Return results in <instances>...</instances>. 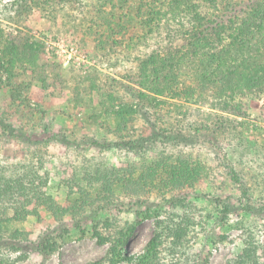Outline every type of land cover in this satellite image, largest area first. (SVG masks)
I'll return each mask as SVG.
<instances>
[{"label": "rangeland", "instance_id": "1", "mask_svg": "<svg viewBox=\"0 0 264 264\" xmlns=\"http://www.w3.org/2000/svg\"><path fill=\"white\" fill-rule=\"evenodd\" d=\"M255 1L0 0V67L14 82L0 84V165L42 186L21 192L3 233L47 232L58 243L18 264L103 259L113 241L99 242L93 228L106 218L117 221L101 229L111 239L136 223L122 249L140 254L155 229L140 212L169 197L181 203L160 216L189 219L190 256L227 264L249 248L264 263V30L251 19L242 31ZM129 7L146 21L156 13L150 25L122 27ZM198 26L208 38L194 47ZM150 56L159 58L144 63ZM167 56L175 59L161 69ZM102 92L133 114L103 103ZM154 132L138 149L93 143Z\"/></svg>", "mask_w": 264, "mask_h": 264}, {"label": "trees", "instance_id": "2", "mask_svg": "<svg viewBox=\"0 0 264 264\" xmlns=\"http://www.w3.org/2000/svg\"><path fill=\"white\" fill-rule=\"evenodd\" d=\"M63 2H73L75 0H62ZM42 4V2L40 3ZM75 4V3H74ZM141 8V7H140ZM156 12L150 13V18L146 21L144 20V13L142 10L136 9V13H133L132 10L129 7V15L127 13H124V15H121L118 19L121 20L122 25H124V21L129 22V28L132 26L135 28L136 26L144 25H150V22L153 18V15ZM158 13V12H157ZM135 14V15H134ZM140 14H142V19H140ZM112 18V17H111ZM110 18V19H111ZM115 19V18H114ZM255 19L256 20V26L259 29L264 30V0H257L254 2L251 11L249 12L247 19L245 20V23L243 25V32L245 33L248 31L251 27L250 20ZM110 27L112 26V22H109ZM102 26V24H100ZM122 27H128L127 25H124ZM143 27V28H144ZM201 27L198 26L196 31L194 32V42L193 46L197 47L202 41H207V36L204 35ZM112 29V28H111ZM125 33V32H124ZM90 35V34H89ZM214 36H218L219 34L217 31L213 34ZM91 36V35H90ZM136 39V37L129 38L130 41ZM237 41V40H235ZM124 43V40L121 41ZM116 43V42H114ZM197 45V46H195ZM159 58V56H150L147 57V60L151 64L154 63V61ZM175 59V57H166L161 61V69L166 68L167 65L164 63L170 62L171 60ZM160 64V62H159ZM259 67V65L257 66ZM5 69L4 66L0 67V84L6 83L3 79L2 70ZM165 70V69H164ZM262 74L264 75V67L261 69ZM203 75L207 74V71L202 72ZM161 78L157 75V78H155L154 82H158V80ZM164 79V76L161 78ZM8 85L14 86V82L10 79L7 81ZM6 83V84H7ZM152 83V82H151ZM147 88L149 89V85L146 84ZM154 85L150 84L151 88ZM153 93H159L162 94L165 92V89L162 87H156L155 89L151 90ZM105 92H102V96L104 98L103 103H107L109 106H115L117 103L120 107L123 108V111H119L120 115H127V110L129 112V115L133 112L129 110V107H127L126 102L121 99L119 95H113L110 97V95H106ZM116 102V103H115ZM115 103V104H114ZM122 110V109H121ZM125 110V111H124ZM117 123L116 126L120 129H124L125 120H123L122 117L118 116L116 117ZM128 119V118H127ZM158 135L157 132L152 133V135L144 137L140 136L135 139H124L119 141L118 143H115L113 141L107 142V143H101L99 141H94L93 143L97 146H106L111 147V144H119V146H123L130 149H138L141 148L142 141L145 140H152L154 137ZM188 170L187 165L184 166L183 169L179 170V172L182 174H185V172ZM238 180V178L236 177ZM42 186L38 185L35 182V179L33 178V175L30 173H26L23 171H14L13 173H9V171L6 170V166L1 168L0 165V264H18V262H21L23 260H26L27 254L30 250L36 251L44 256H48L53 251L56 250V245L58 244L56 239L47 232H44L38 240H31L26 237H9L3 233V228L5 227V223L9 222L11 220L9 213L11 210H14V212H18L19 208L18 206L20 202V194L21 192H24L28 196L32 194V191L37 192L41 189ZM244 193H246V190L243 189ZM139 202V201H135ZM180 202V199H177L175 197H169L166 199H162L159 204H155L153 207H147L145 211H141V216L145 218H153L155 229L154 234L152 238L148 241L146 244L144 251L140 254L131 253L128 249L123 251V246L127 245V242L129 238L131 237L133 231L135 230L136 223H132L131 225H128L124 231H122V234L119 235L117 238L111 239L113 235H104L101 231L102 228H106L109 230L110 228H115V223H117L116 219L112 218H106L103 220L102 225H98L97 223L94 225V232L96 236L98 237L99 242L104 241H113L112 246L106 256L97 261V262H89L88 264H120L121 261L126 262V264H202V258L199 254H195L193 256L189 255L190 251V245L186 244L183 236L184 234H187L188 225L190 224V221L187 217H180L177 219V217H174L173 214L165 215V217H161L160 215L164 212L160 213V210L164 208L167 205L177 207ZM136 203V204H137ZM16 208V209H14ZM115 222V223H114ZM185 244V245H184ZM15 252L18 256L16 259L11 260L9 257H6L5 255H8ZM256 249H249L247 248L244 250L243 254L238 255V257L234 260H231L230 262H227V264H264L261 262L260 257L257 255Z\"/></svg>", "mask_w": 264, "mask_h": 264}, {"label": "built area", "instance_id": "3", "mask_svg": "<svg viewBox=\"0 0 264 264\" xmlns=\"http://www.w3.org/2000/svg\"><path fill=\"white\" fill-rule=\"evenodd\" d=\"M74 54H77V50L74 49V48H72L71 51H70V57H69V59L66 61L67 64L70 63V59H71L72 56L74 57ZM78 57H79V56H78ZM82 60H84V59H82Z\"/></svg>", "mask_w": 264, "mask_h": 264}]
</instances>
